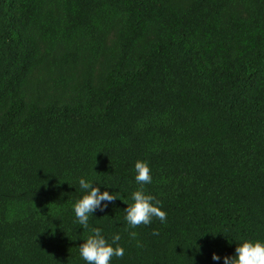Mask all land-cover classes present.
Returning <instances> with one entry per match:
<instances>
[{"label": "trees", "instance_id": "16d2710c", "mask_svg": "<svg viewBox=\"0 0 264 264\" xmlns=\"http://www.w3.org/2000/svg\"><path fill=\"white\" fill-rule=\"evenodd\" d=\"M137 160L165 223L124 219ZM82 176L111 264L264 240V0H0V264H86Z\"/></svg>", "mask_w": 264, "mask_h": 264}, {"label": "clouds", "instance_id": "9594fccd", "mask_svg": "<svg viewBox=\"0 0 264 264\" xmlns=\"http://www.w3.org/2000/svg\"><path fill=\"white\" fill-rule=\"evenodd\" d=\"M134 172L135 182L140 187L131 193L132 203L125 209L124 219L128 226L136 228L141 224L149 225L153 218L165 223L167 220L166 211L160 206V202L152 194L147 193L143 187L152 183L148 162L137 160L134 164ZM78 184L82 195L73 203L72 210L76 222L88 232L83 243L79 245V257L86 264H111L113 257L122 258L125 254L124 247L119 243L121 236L117 233L109 239L101 228L90 226L89 220L97 209L103 211L109 203H113L118 197L107 190L110 187L83 176L78 179ZM101 185L105 190H101ZM130 235L135 236L136 233L132 232ZM154 235H159V233L154 232ZM211 258L215 262L221 260V256L215 252L212 253ZM223 264H264V240H240L234 254L223 257Z\"/></svg>", "mask_w": 264, "mask_h": 264}]
</instances>
